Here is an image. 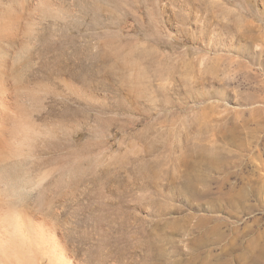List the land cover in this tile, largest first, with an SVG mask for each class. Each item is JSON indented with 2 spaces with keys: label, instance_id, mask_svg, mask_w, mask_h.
Instances as JSON below:
<instances>
[{
  "label": "rangeland",
  "instance_id": "1",
  "mask_svg": "<svg viewBox=\"0 0 264 264\" xmlns=\"http://www.w3.org/2000/svg\"><path fill=\"white\" fill-rule=\"evenodd\" d=\"M0 264H264V0H0Z\"/></svg>",
  "mask_w": 264,
  "mask_h": 264
},
{
  "label": "clouds",
  "instance_id": "2",
  "mask_svg": "<svg viewBox=\"0 0 264 264\" xmlns=\"http://www.w3.org/2000/svg\"><path fill=\"white\" fill-rule=\"evenodd\" d=\"M29 159L22 146L10 155L0 154V208L14 212L40 193V177Z\"/></svg>",
  "mask_w": 264,
  "mask_h": 264
}]
</instances>
